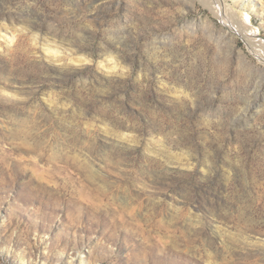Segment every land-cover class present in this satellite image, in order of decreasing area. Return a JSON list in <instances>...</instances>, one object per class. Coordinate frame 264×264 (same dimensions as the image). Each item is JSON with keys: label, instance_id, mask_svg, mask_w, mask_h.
Returning a JSON list of instances; mask_svg holds the SVG:
<instances>
[{"label": "rangeland", "instance_id": "374dc122", "mask_svg": "<svg viewBox=\"0 0 264 264\" xmlns=\"http://www.w3.org/2000/svg\"><path fill=\"white\" fill-rule=\"evenodd\" d=\"M0 33V264H264V55L198 0H0Z\"/></svg>", "mask_w": 264, "mask_h": 264}, {"label": "bare ground", "instance_id": "6f19581e", "mask_svg": "<svg viewBox=\"0 0 264 264\" xmlns=\"http://www.w3.org/2000/svg\"><path fill=\"white\" fill-rule=\"evenodd\" d=\"M198 1L206 9L211 11V13H213L215 15V17H217L222 23L226 24V26H228V28L231 29V31L235 35L238 34L245 41V44L250 49V51H252V53H255L257 56L264 55V42L255 38L256 33H252L250 31L252 29V27L250 25L246 24V22L242 19L243 16L242 17L239 16L237 11L235 9H233L231 7V5H229L228 2H226V0H198ZM257 2H258L257 0H245L242 7L243 8H249V9H252L254 11L257 8ZM3 34L4 35L1 36V33H0V36L4 39V41L7 44H11L13 42L14 35L10 34L8 36L6 33H3ZM53 52L55 55L58 53L57 47L54 48ZM89 178H91V177H89ZM80 192L82 194L85 193L83 191H80Z\"/></svg>", "mask_w": 264, "mask_h": 264}]
</instances>
